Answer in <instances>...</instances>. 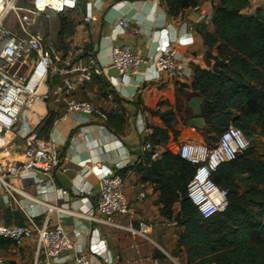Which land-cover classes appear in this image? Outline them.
Returning <instances> with one entry per match:
<instances>
[{
    "label": "crops",
    "instance_id": "0c3cea01",
    "mask_svg": "<svg viewBox=\"0 0 264 264\" xmlns=\"http://www.w3.org/2000/svg\"><path fill=\"white\" fill-rule=\"evenodd\" d=\"M217 2L202 0L197 7L183 9L172 16L164 0H85L84 9L78 7L66 12L70 19L68 29L62 37L52 34L53 42L59 40L64 47L84 45L96 57L98 66L109 62L114 44H129L145 56L172 44L191 73L180 78L164 74L155 79V73L146 65H140L138 74L127 77L107 68L103 75L93 77L73 92L76 98L103 108L109 115L106 121L74 113L63 118L66 107L59 97L61 84L52 78V87L48 85L45 89V103H38L37 111L41 121L49 110L56 116L48 138L56 143L60 165L67 170L59 168L51 177L40 173L30 177L10 176L6 179L7 185L0 181V223L26 222L33 217L39 225L52 227L60 221L75 242V249L66 252L69 258L65 264L78 252H90L92 243H101L106 248L98 264H188L185 251L177 245L183 228L171 225L173 220L161 214L159 193L153 184L142 180L133 166L144 152L147 134L142 126L162 125L157 116L145 109L174 110L173 127L179 135L170 144L180 145L197 139L196 134L187 131L193 120H187L185 113L189 127L182 124L178 107L200 115L202 97L192 89L191 83L195 68H211L207 52L217 55L216 46L205 44V35H215L212 9ZM258 8H264V0H251L245 12L254 14ZM87 17L91 19L87 21ZM121 20L125 24L121 25ZM178 37L182 41L175 43ZM198 121L205 124L201 115ZM1 151L5 158L15 160L21 155L22 145L15 140ZM84 161L112 170H125V193L131 212L118 217L117 221L126 227L137 225L140 219L148 221L153 225L148 237L83 217L85 210L95 205L100 189L97 175L85 173L86 168L81 164ZM36 178L43 181L37 182ZM59 189H67L69 195L60 197ZM87 189L93 192L89 197L84 192ZM0 259L1 264L46 262L43 253H36L35 242L18 244L4 238L0 239Z\"/></svg>",
    "mask_w": 264,
    "mask_h": 264
},
{
    "label": "built area",
    "instance_id": "2783aa9c",
    "mask_svg": "<svg viewBox=\"0 0 264 264\" xmlns=\"http://www.w3.org/2000/svg\"><path fill=\"white\" fill-rule=\"evenodd\" d=\"M79 0H0V181L7 185L10 176L30 177L37 173L51 177L59 168L60 154L56 143L41 138L37 128L41 122L38 103H45L46 88L50 76L63 78L59 86V97L66 112L85 117L108 120V113L88 100L78 99L73 92L95 76H101L107 68H113L120 76L139 73L140 65L150 67L155 79L166 74L177 78L191 73L185 60L181 59L172 45L160 47L154 54L145 56L129 44H114L110 60L98 66L96 57L84 45L69 44L66 50L59 49L48 40L40 28V18H48L50 12L66 13L78 8ZM100 1V0H99ZM91 18L87 17L89 21ZM125 24L124 20L119 22ZM182 39H175L180 43ZM146 134L151 129L142 126ZM83 134V131H81ZM17 140L22 145L18 159L5 158L1 150ZM250 141L243 131L233 124L227 126L212 143L184 142L178 146L177 154L193 166L192 177L187 185V196L197 206L201 215L209 218L226 209L228 189L218 185L212 175L224 163L235 160L249 147ZM150 144L144 150H150ZM160 150L153 153L159 157ZM86 174L95 173L99 180V193L95 205L87 208L83 217L107 226L125 228L148 237L153 225L140 219L137 225L123 226L117 218L131 212L125 193V178L119 171L84 161ZM37 182L42 179L36 178ZM60 197L69 195L67 189H59ZM86 196L92 189L84 191ZM143 195L140 197L142 198ZM171 225H178L176 220ZM21 244L33 241L36 253L46 257L45 264H65L66 254L75 249V242L59 221L52 227L39 225L33 217L23 224L0 223V239ZM90 252H78L68 264H98L105 256L106 248L92 243ZM3 260L0 259V264Z\"/></svg>",
    "mask_w": 264,
    "mask_h": 264
},
{
    "label": "trees",
    "instance_id": "16d2710c",
    "mask_svg": "<svg viewBox=\"0 0 264 264\" xmlns=\"http://www.w3.org/2000/svg\"><path fill=\"white\" fill-rule=\"evenodd\" d=\"M201 1L164 0L171 16L197 7ZM250 3L251 0H218L213 5L215 35H205V44L216 46L217 55L207 52L211 68H195L191 87L202 97L200 115L208 128L222 132L233 124L248 139L255 135L264 139V8L247 14ZM84 5L85 0L78 1V7L84 9ZM58 15L57 35L62 37L70 19L65 13ZM57 47L66 50L68 46ZM52 78L62 84L61 77L50 76V87ZM145 111L157 116L162 125L147 126L152 131L146 135L144 145L149 143L151 149L142 152L133 168L159 193L161 214L183 228L177 245L185 251L187 263L264 264V160L256 157L249 145L235 160L221 165L212 178L228 189V205L224 211L205 218L187 196L193 166L166 148L179 135L173 127L174 110ZM55 118L49 110L37 128L39 137L48 138ZM157 149L160 155L153 158ZM118 171L125 176V170ZM239 180L245 181L243 191Z\"/></svg>",
    "mask_w": 264,
    "mask_h": 264
},
{
    "label": "rangeland",
    "instance_id": "374dc122",
    "mask_svg": "<svg viewBox=\"0 0 264 264\" xmlns=\"http://www.w3.org/2000/svg\"><path fill=\"white\" fill-rule=\"evenodd\" d=\"M51 17L50 18H45V15L42 16L40 18V28L43 31L44 34H47L49 37H51V40L53 39V35L52 34H57L58 30H59V21H60V16L58 15V13H50ZM66 15V13H65ZM58 39V37H57ZM56 46H61L59 40H57V42H53ZM63 47V46H61ZM178 114H180L182 120V124H186L189 127V124L187 123V120L192 119V125H190L191 127L188 128L187 131L196 134V140H194L193 142H200V143H205V144H209L214 142L215 139L218 138L221 130H216L213 128H208L204 123H201L198 121V117H200L198 112H191L189 110H184L181 107H178ZM186 113L187 116V120L184 117ZM180 122V124H181ZM250 140V146L251 149L253 150L254 154L256 157H258L259 159L264 160V139L255 135L252 138L249 139ZM189 142V141H187ZM179 145L176 144H168L166 146L167 149L177 152ZM158 158V157H156ZM239 184L241 187V190L243 191L245 188V181L244 180H239ZM179 204H177L175 206V209H178Z\"/></svg>",
    "mask_w": 264,
    "mask_h": 264
}]
</instances>
